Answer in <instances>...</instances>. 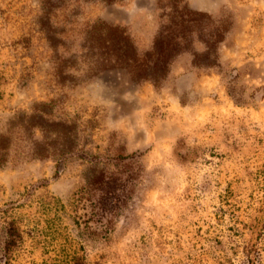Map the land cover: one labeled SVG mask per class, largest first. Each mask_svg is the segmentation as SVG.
Instances as JSON below:
<instances>
[{
    "label": "rangeland",
    "instance_id": "1",
    "mask_svg": "<svg viewBox=\"0 0 264 264\" xmlns=\"http://www.w3.org/2000/svg\"><path fill=\"white\" fill-rule=\"evenodd\" d=\"M173 2L0 0V264H264V0H180L208 18L157 85L87 56Z\"/></svg>",
    "mask_w": 264,
    "mask_h": 264
},
{
    "label": "trees",
    "instance_id": "2",
    "mask_svg": "<svg viewBox=\"0 0 264 264\" xmlns=\"http://www.w3.org/2000/svg\"><path fill=\"white\" fill-rule=\"evenodd\" d=\"M113 0H106L112 2ZM173 11L166 15L169 17L157 37L153 47L140 52L135 41L128 32L120 27L109 25L105 22H97L91 28H87L86 43L87 56H90L99 67V70L109 71L114 69L126 70L137 81H151L155 85L166 79L170 72L172 62L190 47V35L204 28L206 14L195 12L189 8H181L180 0H174ZM223 32L216 31L209 35L207 46L210 50L216 48L222 41ZM4 150V146L0 145ZM1 162V160H0ZM108 196L113 194L108 188ZM108 205L112 207V198L108 199ZM106 209V207L104 206ZM108 210V209H107ZM8 246L16 243L19 237L17 230L11 228ZM74 264H85L76 260Z\"/></svg>",
    "mask_w": 264,
    "mask_h": 264
}]
</instances>
